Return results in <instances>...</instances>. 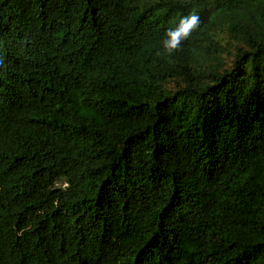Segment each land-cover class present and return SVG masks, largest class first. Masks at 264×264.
<instances>
[{
  "label": "trees",
  "instance_id": "obj_1",
  "mask_svg": "<svg viewBox=\"0 0 264 264\" xmlns=\"http://www.w3.org/2000/svg\"><path fill=\"white\" fill-rule=\"evenodd\" d=\"M0 264H264V0H0Z\"/></svg>",
  "mask_w": 264,
  "mask_h": 264
},
{
  "label": "clouds",
  "instance_id": "obj_2",
  "mask_svg": "<svg viewBox=\"0 0 264 264\" xmlns=\"http://www.w3.org/2000/svg\"><path fill=\"white\" fill-rule=\"evenodd\" d=\"M197 14H190L180 18L178 25L167 29L161 37V47L168 55L182 46L183 41L187 40L193 29L199 25Z\"/></svg>",
  "mask_w": 264,
  "mask_h": 264
}]
</instances>
